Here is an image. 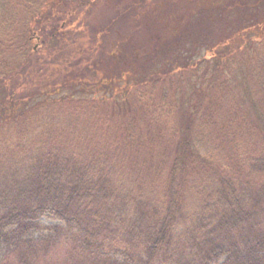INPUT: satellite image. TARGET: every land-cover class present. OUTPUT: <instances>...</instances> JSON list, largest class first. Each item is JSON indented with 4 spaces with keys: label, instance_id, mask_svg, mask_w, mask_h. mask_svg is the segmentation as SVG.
I'll return each instance as SVG.
<instances>
[{
    "label": "trees",
    "instance_id": "16d2710c",
    "mask_svg": "<svg viewBox=\"0 0 264 264\" xmlns=\"http://www.w3.org/2000/svg\"><path fill=\"white\" fill-rule=\"evenodd\" d=\"M182 1L0 0V264H264V0Z\"/></svg>",
    "mask_w": 264,
    "mask_h": 264
},
{
    "label": "rangeland",
    "instance_id": "374dc122",
    "mask_svg": "<svg viewBox=\"0 0 264 264\" xmlns=\"http://www.w3.org/2000/svg\"><path fill=\"white\" fill-rule=\"evenodd\" d=\"M179 1H181V2H183L182 0H179ZM102 7H104V6H102ZM106 13V12H105ZM234 15H236V11H233L232 12ZM217 40V38H214L213 36H210V37H207V41L206 42H203V41H200L199 43L201 44L200 45V48L201 49H203V48H206V47H210V46H212L213 44H216V41ZM30 44H31V42H30ZM74 47H76V46H72V45H70L68 48H63L62 49V47H60V49H62V50H60V51H57V50H55V49H52V48H50V50H52V55H54L53 54V52L54 51H57L58 53H60V54H65V53H67L68 55L69 54H71V50H73V48ZM200 48L198 49V50H194V52H198V51H200ZM75 49V48H74ZM47 52H49V51H47ZM43 54V53H42ZM42 54H40V56L42 55ZM44 56H48V54L47 53H45V54H43ZM184 59H185V57H183ZM34 59H36V56L34 57ZM180 61V60H179ZM48 64V63H47ZM43 71H48V70H43ZM45 75V73H43V75L42 76H40V77H38V78H41V77H45L44 76ZM37 78V79H38ZM50 81V79L49 80H47V81H43L41 84H42V86L46 83V82H49ZM28 90H33L34 88H27ZM42 220H44L45 222H48V223H50V222H52V220L51 219H49V218H43Z\"/></svg>",
    "mask_w": 264,
    "mask_h": 264
}]
</instances>
